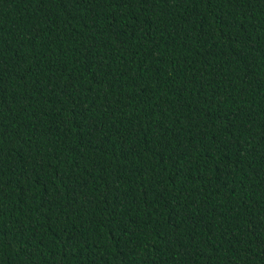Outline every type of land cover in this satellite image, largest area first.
I'll list each match as a JSON object with an SVG mask.
<instances>
[{"label": "trees", "instance_id": "1", "mask_svg": "<svg viewBox=\"0 0 264 264\" xmlns=\"http://www.w3.org/2000/svg\"><path fill=\"white\" fill-rule=\"evenodd\" d=\"M0 264H264V0H0Z\"/></svg>", "mask_w": 264, "mask_h": 264}]
</instances>
